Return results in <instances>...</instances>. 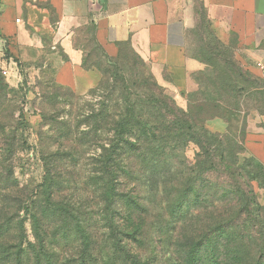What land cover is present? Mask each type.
<instances>
[{"label": "trees", "instance_id": "1", "mask_svg": "<svg viewBox=\"0 0 264 264\" xmlns=\"http://www.w3.org/2000/svg\"><path fill=\"white\" fill-rule=\"evenodd\" d=\"M74 46L101 75L78 114L45 122L35 143L0 125V264H264V162L245 146L248 116L264 118V72L218 53L222 79L204 62L182 107L152 75L116 70L94 25ZM94 50L112 72L88 61ZM12 90L0 75V108ZM22 153L40 164L36 185L15 175ZM150 218L168 251L159 263L141 250Z\"/></svg>", "mask_w": 264, "mask_h": 264}, {"label": "crops", "instance_id": "2", "mask_svg": "<svg viewBox=\"0 0 264 264\" xmlns=\"http://www.w3.org/2000/svg\"><path fill=\"white\" fill-rule=\"evenodd\" d=\"M198 2L219 37L237 38L239 59L253 64L263 57L264 0ZM192 7L193 0H0V54L9 50L26 62L45 56L53 65L57 85L86 93L100 73L82 66L83 51L74 41L77 29L94 25L95 37L108 56L129 45L149 61L155 79L165 88L167 77L166 90L178 100L177 95L181 99L192 88L190 75L201 69L200 62L186 52ZM212 120L207 126L214 131ZM222 124L221 132L226 129ZM248 136L249 150L263 161L264 133Z\"/></svg>", "mask_w": 264, "mask_h": 264}, {"label": "rangeland", "instance_id": "3", "mask_svg": "<svg viewBox=\"0 0 264 264\" xmlns=\"http://www.w3.org/2000/svg\"><path fill=\"white\" fill-rule=\"evenodd\" d=\"M200 8L198 0H193V24L188 30L186 38L187 54L200 62V70L205 67L204 62L210 63L215 69L212 72V76L222 79L225 67L222 62L223 57L219 56L218 53L223 56L224 54L222 52L226 51L233 53L235 59L246 66L251 73L255 75L263 73L264 70H260L253 66L252 63L238 58L237 53L241 50V47L239 46L237 38L231 36L229 39L223 40L219 37L217 31L213 28L211 22L207 21L208 19L204 16ZM80 31L81 28L77 29L76 33L78 34ZM82 37L83 34L81 35V38ZM89 44L91 45L90 47L93 46L91 41H89ZM41 58L42 59L34 62H26L22 61L19 56L16 57L13 53L10 54L9 50H4L2 54H0V75L4 77L7 85L13 89L7 96L5 107L2 106L0 108V125L12 124L14 127L18 128L17 133H23L22 135L26 136L30 143H35V141H37L40 132H43L41 135L44 136V140L45 136L49 135L45 133V131H47L48 126H50L48 124L51 123L45 124V122L53 121L54 118L58 120L62 118L69 119L73 117L75 113L78 114L85 102L89 100L87 92L76 93L73 91V93L70 94V89L58 86L53 79L52 63L47 61L45 56ZM113 58H115L114 64H116V67L113 63L107 64L100 53L94 50L90 57H88V61L92 62L99 60L101 63L100 67L103 70H109V72H112L116 68V70L121 69L129 75L135 72V70H138L143 75L149 77L152 75L154 77L149 61L140 57L132 47L122 46L121 49L118 50L117 55L113 56ZM3 67H6L8 70L6 75L2 73ZM204 79L205 77L200 78V76L196 77V79H191L192 88L190 91L197 90V82ZM163 80L166 84V88L163 87L165 90L169 89L167 86V77L165 76ZM157 83L159 84L158 81ZM166 92L169 95L172 94L169 93L168 90H166ZM178 96L180 95H177L178 100H176V102L180 106L185 107V95H181V99ZM263 120L264 118L256 114H250L248 116L246 121L247 134L245 137V146L248 150V141H250L248 135L263 134L264 128L261 127V125L264 124ZM222 123L223 122L219 119L212 120L210 122V128L214 131L221 132V129H223L221 126L223 125ZM6 128V131L9 133V126H6ZM195 150L193 145L189 146L186 150V155L191 158ZM249 152L257 158L251 150H249ZM262 162H264V160ZM16 164L18 166L15 168V175L18 177L21 184L36 185L39 182L41 167L35 158H31V156L22 153L19 155V160ZM259 193L260 200L264 202V193L262 191ZM160 225L161 220L158 218H150L148 220L149 230L147 236L144 237L145 239L143 240V246L141 248L142 251H150L152 257L156 258L155 261L157 263L161 262L163 257L166 258L168 255L167 248L160 243ZM173 233L174 232L170 230L167 236H162L161 239L168 240L169 235ZM185 240L186 239L183 238V241ZM162 264H175V261L170 259L169 261L162 262Z\"/></svg>", "mask_w": 264, "mask_h": 264}, {"label": "built area", "instance_id": "4", "mask_svg": "<svg viewBox=\"0 0 264 264\" xmlns=\"http://www.w3.org/2000/svg\"><path fill=\"white\" fill-rule=\"evenodd\" d=\"M16 21H19V19H16ZM253 66L257 67L260 70H264V52H263V57L261 59H258V60L253 62ZM7 71L8 70L6 68L2 69V73L4 75L7 74Z\"/></svg>", "mask_w": 264, "mask_h": 264}]
</instances>
